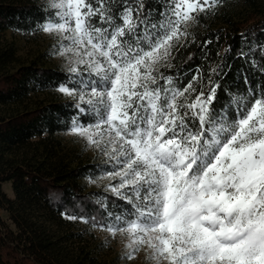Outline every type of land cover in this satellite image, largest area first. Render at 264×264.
<instances>
[{
	"label": "snow or ice",
	"instance_id": "6c2138e0",
	"mask_svg": "<svg viewBox=\"0 0 264 264\" xmlns=\"http://www.w3.org/2000/svg\"><path fill=\"white\" fill-rule=\"evenodd\" d=\"M218 4L48 0L39 29L58 38L66 63L56 90L75 101L70 132L111 169L108 195L96 201L106 218L93 227L126 238L122 259L143 250L152 264H264V46L256 59L241 34L237 58L251 72L238 69L239 94L222 84L224 64L207 83L197 67L182 87V70L162 71L174 67L189 25Z\"/></svg>",
	"mask_w": 264,
	"mask_h": 264
},
{
	"label": "trees",
	"instance_id": "16d2710c",
	"mask_svg": "<svg viewBox=\"0 0 264 264\" xmlns=\"http://www.w3.org/2000/svg\"><path fill=\"white\" fill-rule=\"evenodd\" d=\"M47 4L0 0V264H120L95 234L99 227H93V218H106L96 201L108 194L89 181L110 166H102L101 154L87 156L82 145L63 137L77 116L75 101L56 90L66 80V68L49 61V48L32 46L47 19ZM188 32L187 44L173 53L174 67L162 71L182 70V87L197 67L207 83L210 69L224 64L222 84L237 94L246 91L238 69L250 73L251 68L237 58L241 34L248 40L243 51L251 46L259 59L264 0H219L214 12L200 14ZM13 35L33 41L20 53ZM227 99L222 87L218 104ZM3 181H9L10 196L1 188ZM65 213L88 222L68 220Z\"/></svg>",
	"mask_w": 264,
	"mask_h": 264
},
{
	"label": "rangeland",
	"instance_id": "374dc122",
	"mask_svg": "<svg viewBox=\"0 0 264 264\" xmlns=\"http://www.w3.org/2000/svg\"><path fill=\"white\" fill-rule=\"evenodd\" d=\"M14 37L15 39H17V44L19 46L20 53H23L25 49L28 48L29 45H31L29 44V42L33 41V40L27 41L25 38L23 39L19 35L18 36L16 35ZM57 40H58L57 37H54L51 34H45L43 31H41L40 35L36 39V42L33 43L32 46L36 44L38 47L43 46L45 48H49L51 50L49 61L61 67L66 68V63H65L64 58H62L61 56L57 54L59 51L58 48L56 47ZM70 129L65 131L62 134L64 138L71 140L75 143H78L79 145H82L85 149V154L87 156L94 154V153H97V155H100V153L97 150H95L93 147L88 145V143L86 142L84 138L80 137L79 135L72 134L70 132ZM102 176L103 174L97 177L96 179L90 180L89 185L91 187H100L102 189H105V185L108 183V181L105 179H102ZM93 181H95V183H93ZM1 188L3 189V191L7 193V195L9 196L11 195V188L9 185V181L1 182ZM95 234L105 241L106 245L108 246L107 249L109 251V255L110 256L116 255L118 257L117 260H119L120 264H152L151 261L146 259V253L143 250L139 251L136 254V257L132 260L122 259L121 256L123 252L125 251L124 249V243L126 239L125 237H121L120 235H117L116 237L113 238L106 230H101V228L95 229Z\"/></svg>",
	"mask_w": 264,
	"mask_h": 264
}]
</instances>
